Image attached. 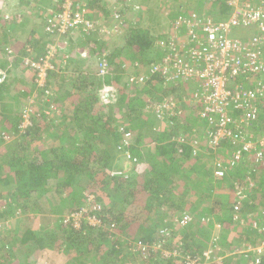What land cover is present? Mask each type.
<instances>
[{
    "label": "trees",
    "instance_id": "1",
    "mask_svg": "<svg viewBox=\"0 0 264 264\" xmlns=\"http://www.w3.org/2000/svg\"><path fill=\"white\" fill-rule=\"evenodd\" d=\"M177 1L166 3L163 9L182 14L195 12ZM220 1L206 2L208 8L213 7L209 16L214 22L231 16L235 11L224 0ZM28 2L31 4L30 14L22 12L4 21L0 18V43L8 49L0 51L5 57L15 60L17 66L24 65L25 58L31 56V49L40 51L38 55L33 52L36 56H32L35 57L33 60H38L45 54L43 43L61 46L67 38L72 43V60L85 63L96 59L99 64L106 63L113 73L123 71L121 62L128 64L125 72L139 73L141 67H147L152 85L151 89H133L131 94L122 90L119 96L115 92H107V103H104L100 96L104 83L103 78L97 75L98 70L89 72L92 86L90 90L87 86L79 88L80 96H75L73 91L61 96L53 95L55 72L52 71H49L44 86L37 84L36 70L30 66L25 70L34 75L32 78L21 76L18 80L13 77L6 84L8 75L0 74V148L5 146L8 138L22 140L16 144L13 159L0 163V200L11 201L6 203L5 211H0V221L14 217V210L23 214L19 230L0 237V264H39L46 250L54 251L59 258L63 256L62 264H133L126 253L128 247L136 248L138 259L144 258L145 264H188L189 260L199 261L200 258L202 261L196 264H204V260L208 264H230L224 260L229 256L222 258L226 256L225 252H234L239 241L236 237L240 235L232 228L235 222L233 206L237 188L241 187L245 196L240 214L242 223H235L245 225L248 235L262 233L264 241V231L251 228L254 220L260 222L261 215L264 220V178L261 180L262 176L253 173L251 162L255 163L254 160L230 165L228 156L235 146L223 141L216 148L207 136H194L193 130H199L198 120L186 119L184 110L181 115L165 116L162 121L148 107L144 96L138 98V95L147 94L154 99L171 84L160 65L163 58L173 50L181 58H187L181 49H173L168 44L171 35L163 25L160 30L155 27L159 23L155 20L156 14L147 20L145 15L151 12L149 8L128 0H86L83 7L81 1L76 0L74 9L86 10L94 30L91 28L85 33L84 26H81L70 29L63 39H58L46 28L48 21L63 11L65 0ZM192 7L201 6L196 4ZM215 8L223 12L221 19L216 16ZM33 12L40 19L32 21L30 30H27L28 19L31 21ZM165 16L160 17L162 21ZM113 18L119 22L110 27L114 45L102 50L103 41L98 40L91 47L84 42L80 49L87 52L86 57L78 56L81 51L74 47V36L81 33L84 39L89 40L90 36L101 31L98 28L100 20L107 28L105 20L112 21ZM27 31L29 34L24 36V40L22 36ZM11 38L14 42L9 41ZM159 40L166 42L167 48L160 50L155 46ZM95 43L97 48H94ZM39 47L42 48L39 50ZM155 68L158 70L154 71ZM83 77L81 75L80 78ZM88 77L83 82H87ZM236 83L242 85L244 91L259 92L257 105L264 108V73L246 71L236 78L233 84ZM29 85L31 87H27ZM33 95L35 103L29 105L28 99ZM67 99L73 107L65 114L61 106ZM28 105L34 116L33 125L22 135L19 134L22 109ZM47 111H62L58 118L60 124L55 125ZM234 113L241 114L242 111L235 110ZM190 122L191 133L187 128ZM200 123L206 125L204 121ZM245 124L241 131L247 140L257 128L263 130L264 116L253 127ZM126 135L130 145L122 149L118 143ZM47 139L51 140L50 144H47ZM198 140L206 147L207 155L211 153L212 159L217 158L222 163L224 177H214V171L203 155L193 156V142ZM126 150L136 161L125 157ZM249 176L254 180L252 187L247 181ZM229 179L233 183H229ZM215 181L222 183L216 184ZM199 192L200 197L197 196ZM203 192H214L213 201L209 202V196ZM187 210L199 221L193 219L195 224L192 222L189 227L182 228L176 222L177 212ZM218 212L225 219L219 221L222 229L216 234V241L213 221H207L206 230L199 217H211ZM249 212L252 216L254 213L257 215L247 216ZM28 213H32V217H27ZM75 213H84L80 228L75 227ZM90 218L99 220L101 224H91ZM111 228L127 233L130 229L131 235L128 236L132 240L129 246L120 243L116 237L119 233L115 235ZM163 228L170 230L167 237L160 233ZM242 235L247 240V236ZM240 241L242 245L245 243L243 239ZM247 245L255 247L257 244ZM144 247L148 256L142 254ZM165 251L171 256H165ZM243 256L230 258L231 264H264V254L251 252L246 255L253 262Z\"/></svg>",
    "mask_w": 264,
    "mask_h": 264
},
{
    "label": "built area",
    "instance_id": "2",
    "mask_svg": "<svg viewBox=\"0 0 264 264\" xmlns=\"http://www.w3.org/2000/svg\"><path fill=\"white\" fill-rule=\"evenodd\" d=\"M207 1L211 2L213 0ZM226 1L236 7L228 22L216 23L211 18L202 17L196 12L189 16L180 14L175 18L173 26L178 35L171 36L169 42L167 41L171 48L185 49V44L180 43V40L184 37L188 43H196L200 48L192 50L191 62L186 60V58L182 59L173 49L169 48L173 50V53L167 55L165 59V63L162 66L163 74L167 76L169 82L170 80L174 82L178 79L192 83L199 82L195 84L196 87L193 88L191 97L195 99L193 100L195 108L199 109L197 115L201 121L207 124V138L216 148H219L223 141L235 146V149L228 156L230 165L239 164L240 162L244 163L246 160L247 162L254 160L255 163L251 162L253 164L251 167L253 173L258 174L264 171V128L259 135L254 132L253 134L249 133L250 136L246 140L243 137L241 127L244 126V123L253 127V124L259 123L261 117L264 116V108L261 109L257 105L260 93L251 90L244 91L242 90V85L233 84V82L246 71L264 73V9L255 8L249 4L238 8L239 0ZM75 2L76 0H65L63 11L48 21L46 30L53 37L63 39L70 29L84 26L83 30L87 33L86 31L93 27L87 18L85 9L78 11L74 9L73 5ZM234 28H252L255 29V33L251 38L243 41L232 36V29ZM168 44L160 42L159 48L163 50L167 48ZM68 45L66 41L61 46L48 43L45 54L38 60H33L30 57L24 60V62L26 61V66L36 70L35 81L39 86L46 84L49 71L56 72L57 66L60 65L59 60L57 64H52V62H57L61 51L67 52ZM67 58L68 55L65 56L64 61ZM155 70H158V68H155ZM107 74H109L108 65L106 63L100 64L98 76L104 77ZM39 79L43 81L42 84L37 81ZM145 80L146 77L141 76L131 77L129 81L131 84H139L144 83ZM148 107L154 110L162 121L165 120V116L174 117L178 114L177 110L180 111L179 104L175 101V96L172 94H168L162 103H152ZM235 110L242 111V113L235 114ZM31 112L29 108L23 111V121L19 126V134H26L28 129L32 127L34 116ZM195 136L198 137V135ZM127 137L128 135H126ZM199 145V140L193 142L195 153L202 150ZM236 145L239 148H236ZM222 166L221 162L217 163L215 177L218 179L225 176ZM247 181L249 186L252 187L254 185L253 177L249 176ZM244 199L242 187L237 188V197L233 206L235 222H241L240 214ZM86 212L87 210L85 209L84 213ZM84 213L73 214L76 228L81 227ZM191 221L192 217L189 214H185L180 220V224L186 226ZM90 223L101 224L99 220H94V218H90ZM251 228L264 231L262 215L260 222L254 220ZM161 233L164 236L168 235L167 230ZM260 245H258V248H254V252L257 255L264 254V241ZM145 248L142 249V254L148 256ZM164 254L167 257L171 256V253H167V251ZM201 261V258L199 261L189 260L188 264H196ZM205 263L206 261L204 260Z\"/></svg>",
    "mask_w": 264,
    "mask_h": 264
},
{
    "label": "rangeland",
    "instance_id": "3",
    "mask_svg": "<svg viewBox=\"0 0 264 264\" xmlns=\"http://www.w3.org/2000/svg\"><path fill=\"white\" fill-rule=\"evenodd\" d=\"M28 1H30V0H0V8L2 10V11H0V18H1V20L3 19V21H4V19L11 18V15L21 14L22 12H24V15L30 14L31 13L30 12V6H31V4ZM128 1L135 2L136 4L142 3L144 6L154 7L157 11L158 10L160 11V9H158L159 8V3H152V5H151V2H149L150 0H128ZM169 1L171 3H173L172 0H169ZM84 2H85V0H84ZM179 2H181L182 4H184V6L187 5V7L189 9L198 11V8L197 7H195V8L192 7V5H194L193 3L195 2V0H179ZM111 8H114V6L112 5ZM36 18H38V20L40 19V17L36 13H34V16L31 17V21L28 19V21H29L28 22V26H26V29L27 30H30L31 22L32 21H35ZM145 18L147 20L148 19L151 20L150 14L147 13V15H145ZM152 20H154V19H152ZM100 22L101 23L99 24V27L98 28H100L101 31H99L98 34L97 33L94 34V36H90L89 37V40L84 39L83 36L81 35V33L80 34H76L74 36V38H73V40H74L73 42L75 43L74 44V47H77V49L79 50L84 42H87L88 45L91 47L93 45V43L94 42H98V40L104 42V46L101 47L102 50H104L105 48L106 49L109 48L108 45H112L113 46L114 43H115V41H114V43H111V33H109L110 30H111L110 29V23L113 22V21H111V19L110 20L109 19L108 20L107 19L105 20L106 25H108L107 28H105L102 25V24H105L102 20H100ZM160 24H161V22H160ZM161 26H162V24H161ZM155 27L160 30V28H158L157 25H155ZM28 34H29L28 31H27L26 34L23 33L22 38L25 40V37L24 36L27 37ZM238 34H239L238 33V30H232V35L235 36V35H238ZM10 36H12V34H10ZM2 40H3V38H2ZM90 40H93V41L91 42ZM9 41H11V42L13 41L14 42V40H12V38H11V40L9 39ZM65 41L68 42V44H70V47L72 46V43L70 42V39L65 38ZM1 43H0V49L1 50L2 49L6 50L7 49L6 46L3 45V44H1ZM43 44L45 46H47L48 43L46 44V42H45ZM97 46H98L97 43H95L94 48H97ZM41 48L42 47H39V50ZM29 49H31V48H29ZM80 51H81V53H78V56H84V57H86L87 52H85L82 49H80ZM33 52L36 55H38V53H40V51L39 52L38 51L36 52V51H34V50L31 49V53H29V54L31 55L30 57L32 59L35 58V57H32V56H36L35 54L33 55ZM0 58H2V59H0V74H2V75L5 74L6 76L8 75V80L9 81L6 80L5 81L6 84L10 83L11 80L13 79V77H15L16 79L20 80L21 76H24L25 78H32L34 76V75H32V73H30L29 71L25 70V68H26V65H25L26 64V61L23 62L24 65H22V67H21V65L17 66L15 60H12L10 57H5L2 51H0ZM80 59L82 61V58L81 57H79V60ZM74 60L71 59V61H69V63H67V68L64 67L66 65V63H64L63 60L59 62L60 65L57 66V70H56L58 74L55 73L54 74L55 76L53 78V80H54V83L53 84L54 85H53V90H52L53 92H51L53 95H59V96H61L62 93L72 92L73 91V93L75 94V96H80V89L79 88H81V87L85 88L87 86L88 90H90V88L92 86L91 85L92 82H90V81H92V80H91V75L89 74V72H94L95 70H99V65H100V64H98L99 60L97 61L96 59H90L89 61H86L85 63H83V62L78 63L76 61V59H74ZM57 63H58V58H57V62H55V61L52 62V64H57ZM121 63L123 65V66H121V67H123L122 68L123 71L115 72V74H114L115 76H113V77L111 76V72H110L109 74H107V77H105L104 79H102V81L104 83V87L100 91V96H101V99H103V102L104 103H107V101L105 99L107 92H115L118 96L121 95V91L122 90H125L126 93H130V94L132 93V88H129L128 89V88H126L124 86V83L126 82V78L128 77L129 73H132V72L131 71L130 72H128V71L125 72V70L127 68L126 65H128L127 62H121ZM23 70H25V72ZM5 75H3V76H5ZM81 75L84 76V77L83 78H80ZM94 76L96 78H98L96 75H94ZM94 76L92 78L95 79ZM85 77H88L87 82H83L85 80L84 79ZM37 81L38 82H41L40 84L43 83V81L40 80V79L37 80ZM109 82L112 83V84H110V86L108 85ZM72 83L75 84L76 86L73 87L72 86L73 85ZM27 87H31V86L29 85ZM51 88H52V86H51ZM141 96H144L145 97V100H144L145 102H148L149 100L150 101L152 100L149 97V95H147V94L138 95V98L140 99ZM189 97H190V95H189ZM189 97L186 100V104L187 105L190 103V100H188ZM47 99L49 100V98H47ZM34 100H35V98H34V95H33L32 97H30L28 99V104L29 105H32L33 103H35ZM152 103H154V102H152ZM62 104H63V106H61V107L63 108V112L65 114H68L69 113V110L73 107L72 102L69 101V99H67L66 101L62 102ZM29 105L26 106V107H24L22 109V111H26V109L29 108ZM47 112L49 114H51L50 115V117H51L50 120H52L53 123H55V125L56 124H60V120L58 118L63 113L62 111H60V112L59 111L58 112L57 111H53V112L47 111ZM186 117H187L186 119H189L192 116L191 115H187ZM193 120H194V118L192 117V121ZM147 137H149V136H147ZM18 140H20V142H22V140L20 138H18V139L8 138L6 140V143H4L5 146L4 147L2 146L0 148V163H2L4 161L9 162L10 160L13 159V154L12 153L16 149V144H17ZM50 143H51V140H48L47 139V144H50ZM236 171L238 172V170H236ZM258 175L262 176V178H260L261 180L264 178V172L259 173L256 176H258ZM258 177H256L257 184L259 182ZM229 181H230L229 183H233V182H231V179H229ZM263 182L264 181H262V183ZM215 183L216 184L219 183L221 185L222 182L221 181H215ZM262 185H264V183ZM219 190H221V188ZM219 190H217V191H219ZM203 193H205L206 196H209V198H210L209 199L210 200L209 202H212L213 201V198L215 196L214 192H211V193L203 192ZM197 196L198 197L201 196L200 195V192H199V194ZM198 197H196V198H198ZM211 197H213V198H211ZM7 202H11V201L10 200L7 201L5 198L0 200V211L1 210H4L5 211V209H6V203ZM59 214H62V213H59ZM184 214H189L193 219H195L196 221H199L197 218H194L193 217V215L191 214L190 211L187 210V211H184V212H177V218H176L177 220H176V222H179V219ZM32 215H33L32 213H28L26 216L27 217H32ZM246 215L249 216L250 215V212L249 213H246ZM255 215H257V214L254 213L253 216H255ZM250 216H252V215H250ZM22 217H23V214L21 212L14 210V217L9 218L6 221H0V237L6 235L9 232L11 233V231H18L19 230V227L22 225L19 222ZM256 218L258 219L259 217H256ZM199 219H201V221L203 223V226H204V229H206V230H208L207 229V223H208L207 221H209V220L210 221H213V225H214L213 231L216 232V234L218 235V233H220L219 231L222 229L221 228L222 225L220 224L219 221L220 220H224L225 217H224V215L222 217V213L218 212L217 214H215L214 216H211V217L210 216H205V215L203 216L202 215L201 217H199ZM259 220H260V218H259ZM204 222H205V224H204ZM35 223H36V221H35ZM193 224H195V223L193 222ZM233 224H234V227L232 229H234L236 231L237 235H240V236L236 237V241H238V240L239 241L236 244V248H235L234 252H232V253L229 254V253H227V252L224 251L225 254H226V256H223L222 260L224 258H226V257L229 256L228 259H224V260H227V262L231 264L232 263V260L230 258L236 257V256H240V254H243L244 255L243 257H245L246 259L248 258L249 260H251L246 255H249V253L254 252L255 251L254 248H258L259 246H261L260 244L263 241L262 240V233H257L255 235H252V234L251 235H248L246 233L247 227L245 225L242 226L241 223L237 224L235 222ZM189 226L190 225H188V227ZM182 228H187V227L186 226H182ZM110 230L112 232H114L115 235H117V233H119L116 236V237H118L117 240L120 243H124V244H127V246H129V242H130V240H132L131 239L132 237L128 236V235H131V230L130 229H127L129 231L128 233L125 232V231L122 232L123 230L117 232V230H115V229L113 230V228H111ZM214 232H213V234H214ZM242 234H244V235L247 236V240L243 238V235ZM217 235H214L213 236V237H215L216 241L218 239V236ZM240 239L245 240V243L243 245L241 244ZM245 244H252V245L253 244H257L256 245L257 247L256 246L253 247L251 245L245 246ZM241 246H243V247L241 248ZM251 248H252V250H250ZM128 250L129 251L126 252V253L129 254V256H130L129 260L131 259V261H132L133 264H145L144 263L145 262V259L144 258L143 259H140V260L138 259V255H137L138 253L136 251H134V250H136V248H133V247L129 248L128 247ZM42 255L43 256L41 257V260H40V263L39 264H62L61 258H63V256L61 258H59L58 257L59 255L57 253H55L54 251H49L48 252V250H46L45 251V254L42 253ZM129 260H127V261H129ZM249 262H253V261L251 260ZM205 264H208V262L205 263Z\"/></svg>",
    "mask_w": 264,
    "mask_h": 264
},
{
    "label": "clouds",
    "instance_id": "4",
    "mask_svg": "<svg viewBox=\"0 0 264 264\" xmlns=\"http://www.w3.org/2000/svg\"><path fill=\"white\" fill-rule=\"evenodd\" d=\"M207 0H200V2H199V4H198V6H201V7H197L198 8V11H195L196 13H198L200 16H202V17H209V18H211V16H209V14H211L212 12L210 11V10H212V8L213 7H207ZM209 6V5H208ZM214 12L216 13V16L218 17V18H222V16H220V15H218L217 14V11H216V8L214 9ZM175 13V12H174ZM180 14H182L181 12L180 13H175V18L176 17H178ZM191 13H189V14H182V15H185V16H189ZM232 16V15H231ZM231 16H228V17H226V18H224V19H222L221 21H216V23H224V22H228L229 20H230V18H231ZM214 18V17H213ZM217 19V18H216ZM232 30H240V29H238V28H234V29H232ZM240 39V38H239ZM74 40H72V42H73ZM160 42H163V41H160ZM182 42H184L183 44H185L186 46L185 47H188V50H186V52H185V49H182V48H180L186 55H187V57L189 56V61L191 62L192 61V55H191V52H192V50H194L195 48H200L196 43H188V41H187V39L184 37V38H182L181 40H180V43H182ZM160 44V43H159ZM159 44H158V46H159ZM204 44H206V43H204ZM203 44V45H204ZM159 48V47H158ZM160 49V48H159ZM179 49V50H180ZM161 50V49H160ZM65 51H61L60 53H59V57H58V60H59V62L60 61H64L65 60V56L66 55H68V58L66 59V61H64V63H66V65L64 66L65 68H67V63H69V61H71V53H70V44H69V48H67V52H65ZM167 57V56H166ZM166 57L165 58H163V61H162V64H160V65H164V63H165V59H166ZM182 59H184L183 57H182ZM99 64V63H98ZM109 68V67H108ZM141 70L143 71L142 73H135V72H133V73H129V75H128V77L126 78V82L124 83V86L126 87V88H132V90L133 89H136V88H144V87H147V85H146V82L148 81V80H151V77L150 76H148V73H149V71H147V69H146V67H142L141 68ZM53 72V71H52ZM111 72V76L113 77V76H115L114 74L115 73H112L113 71H110V69H109V73ZM55 73H57V71L55 72ZM98 73H99V70H98V72H97V75H98ZM141 76H145L146 77V80H145V82L144 83H139V84H131L130 83V78L131 77H141ZM99 77H101V76H99ZM105 77H107V75L106 76H104V77H102L103 79L105 78ZM174 82H176V84L177 85H179V87L180 88H184V86H186L185 85V83H184V80H181V79H178V80H176V81H174ZM187 87V86H186ZM192 90L193 89H189V93H186V94H184L183 95V92L180 90V89H176L175 90V93H169V94H172V95H174L175 96V101L176 102H178V104H179V108H180V111L179 110H177L178 111V113L179 114H177V116L178 115H181L182 114V111H183V109H182V106H188L190 103H194L193 102V100H195L193 97H191L192 95ZM189 95H190V97H189ZM189 97V99L188 100H190V103L187 105L186 104V100H187V98ZM183 99V100H182ZM148 103H149V105L150 104H152V102H150V101H148ZM148 105V106H149ZM199 110V109H198ZM197 110V111H198ZM197 111L194 113V115L193 116H196L195 117V119L196 120H198L199 122H201V119H200V117L197 115ZM206 127H207V124L205 125ZM195 135H197V134H194V136ZM128 138H126V136H123V138L121 139V141L118 143L119 144V147H121L122 149H124V148H127L129 145H130V143H129V140H127ZM201 141H204V140H201ZM200 147H201V151H197L196 153L194 152V151H192V153H193V156H202L203 155V157H204V159L206 160V161H209V164H210V167L213 169V171H214V177H215V170H216V168H217V163H220L219 162V160L217 159V158H211V153H209V155H207L206 153V147L203 145V143H200V145H199ZM231 147H233V146H231ZM233 149H235V147H233ZM215 151H217V150H215ZM214 152V151H213ZM204 153V154H203ZM125 157L128 159V160H133V161H136V159L135 158H133L131 155H130V153H129V151H125ZM264 172V171H263ZM260 173H262V172H260ZM259 174V173H258ZM216 178V177H215ZM218 179V178H217ZM185 215V214H184ZM184 215H182L181 216V218L179 219V225L182 227V225L180 224V220L182 219V217L184 216ZM84 220V219H83ZM82 220V221H83ZM191 222H193V218H192V221ZM190 222V223H191ZM190 223L189 224H187L186 225V227H188V225H190ZM82 225V224H81ZM164 230H167L168 232H170V230L169 229H167V228H163V229H161V231H160V233L162 232V231H164ZM162 234V233H161ZM167 237V236H166Z\"/></svg>",
    "mask_w": 264,
    "mask_h": 264
},
{
    "label": "crops",
    "instance_id": "5",
    "mask_svg": "<svg viewBox=\"0 0 264 264\" xmlns=\"http://www.w3.org/2000/svg\"><path fill=\"white\" fill-rule=\"evenodd\" d=\"M81 1V4H82V7L83 6H85L86 5V0H85V2H84V0H80ZM221 1H223V0H221ZM220 1V2H221ZM227 4H229L230 5V3L228 2V1H226V0H224ZM149 2H151V5H152V3H159V8L158 9H160V11L158 10H156L154 7H150V6H147L148 8H149V10L151 11V12H146V14L147 13H149L150 15H152V14H156V18H155V20L157 21V22H159L158 24H157V26H158V28H160L161 27V24L163 25V27L166 29L165 31H167L168 32V34H169V36L171 35V36H173V35H178V33H177V31L175 30V28H174V20H175V13H174V11L173 10H170L169 8H167L166 9V11L163 9V7L166 5V3H170V1H167V0H150ZM199 2H200V0H195V2L193 3L194 5H198L199 4ZM222 3V2H221ZM245 4H251L252 6H254L255 8H262V9H264V0H239V2H238V8H242ZM137 5H143L142 3H140V4H137ZM193 5V6H194ZM223 5H225V4H223ZM139 6H136L135 8H138ZM144 6V5H143ZM230 6H232V8L234 9V10H236V7H235V5H233V4H231ZM226 8V7H225ZM227 9V8H226ZM168 11V12H167ZM216 11H217V14L218 15H220V16H222V14H223V12L222 11H220V8L219 9H216ZM235 12V11H234ZM164 15H166L165 16V18H164V20L162 21V18H160V17H163ZM115 17V16H114ZM114 19V18H113ZM115 20V21H114ZM114 20H112L113 22H111L110 23V27H111V25L112 24H116V23H119L118 21H116V19H114ZM160 22H161V24H160ZM101 23V22H100ZM163 28V29H164ZM234 32V31H233ZM238 35H232V36H234V37H237V38H240L241 40H243V41H245L246 39H248V38H251L253 35H254V33H255V29H252V28H249V29H240V30H238ZM169 36H167V37H169ZM167 37H165V38H167ZM163 40V39H162ZM162 40H159V42L157 41L156 42V44H155V46H158V44L160 43V41H162ZM184 42H182V44H183ZM186 46V45H185ZM186 50H188V47H185V51ZM186 60H188L189 61V56L186 58ZM142 68V67H141ZM141 68H140V70H139V73H142L143 71L141 70ZM147 68V67H146ZM167 80V82H169L168 81V78L166 79ZM170 82H171V80H170ZM184 83H185V85L187 86H184V88H180L179 87V85H177L176 84V82H171V84L163 91L162 90V92L161 93H159V94H157V97L156 98H154V99H152L151 97V101L152 102H154V104H159V103H162V101L165 99V98H167V95L169 94V93H175V90L178 88V89H180L182 92H183V95L184 94H186V93H189V89L191 90V89H193V88H195L196 87V83H199V82H195V83H192V82H187V81H184ZM146 85H147V87L148 88H150V86L152 85L151 84V82H150V80H148L147 82H146ZM151 89V88H150ZM150 101V100H149ZM150 101V102H151ZM182 109L184 110V112L186 113V115H191L192 117H193V115H194V113L198 110V109H196L195 108V104L194 103H190L189 105H188V107H186V106H182ZM179 114V113H178ZM192 117H190V118H192ZM194 118V117H193ZM186 120V119H185ZM194 120H196L195 118H194ZM198 123H199V130L198 131H195V130H193V132H194V134H197V135H200V134H202L203 135V137H205V136H207L206 135V133H207V127L205 126V125H202L199 121H197ZM191 124H190V126H189V124L187 125V128H188V131H190V133H191V130H189V128H191L192 127V122H190ZM254 133L255 134H257L258 135V133L260 134L261 133V130H259L258 128L254 131ZM203 140V139H202ZM213 229H214V225H213ZM214 232V231H213ZM248 231H246V233H247ZM214 234L216 235V232H214Z\"/></svg>",
    "mask_w": 264,
    "mask_h": 264
}]
</instances>
